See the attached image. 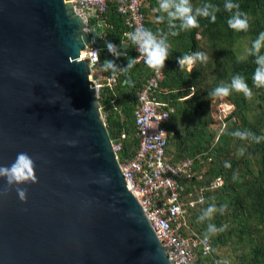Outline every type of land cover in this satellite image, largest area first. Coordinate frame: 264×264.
<instances>
[{
    "label": "water",
    "instance_id": "obj_1",
    "mask_svg": "<svg viewBox=\"0 0 264 264\" xmlns=\"http://www.w3.org/2000/svg\"><path fill=\"white\" fill-rule=\"evenodd\" d=\"M97 36L68 0H0V166L24 152L36 176L0 177V264H170L88 78Z\"/></svg>",
    "mask_w": 264,
    "mask_h": 264
},
{
    "label": "trees",
    "instance_id": "obj_2",
    "mask_svg": "<svg viewBox=\"0 0 264 264\" xmlns=\"http://www.w3.org/2000/svg\"><path fill=\"white\" fill-rule=\"evenodd\" d=\"M189 2L193 14L205 5L218 8L215 21L211 17L197 16L198 27L185 29L179 18L169 15L175 11L174 7L165 10L160 7L161 0H148L154 12H149L150 18L145 22L146 29L168 46L169 55L161 68L162 79L154 93L163 107L170 109L163 124L167 137L165 151L169 154L168 140L172 137L175 154L170 157L171 162L193 158L192 167L198 175L185 183L182 193L183 199L196 197V191L202 197L194 206L183 207L187 225L184 233L206 236L209 240V254L198 256L194 264H218L216 250L221 247L232 253V264H264V109L260 102L264 101V86L257 87L254 83L258 65L256 56L250 54L253 42L264 32V0ZM229 2L239 8L226 10L225 4ZM237 11L247 16L246 31L228 25ZM102 17L110 27L98 30V68L103 77L116 75V78L112 85L101 82L97 100L109 139L114 141L120 132L124 133L116 153L120 161L129 158L137 146L132 112L136 92L149 75V68L146 62L133 61L134 50L130 45L119 44L124 31L123 18L115 12L112 3L107 5ZM242 41L244 49L240 48ZM109 42L113 45L111 51L107 47ZM197 52L207 59L196 60L188 68L186 62L179 67L178 58L183 60ZM259 55H264V46ZM106 60L113 61L115 67L105 65ZM237 75L243 77L251 96L246 97L242 91L234 89L223 96L233 105V110L225 119V128L217 132L208 127L214 120L208 108L210 100L216 97L212 93L218 86L230 85ZM254 103L260 110L258 114L250 109ZM230 118L237 124L230 122ZM236 132L252 135L241 138L234 135ZM254 137L261 139L257 142ZM241 142L245 147L238 149ZM215 177H220L222 182L210 187ZM212 205L217 211L200 220ZM222 205H226L223 212L219 210ZM209 224L222 230L209 233Z\"/></svg>",
    "mask_w": 264,
    "mask_h": 264
},
{
    "label": "built area",
    "instance_id": "obj_3",
    "mask_svg": "<svg viewBox=\"0 0 264 264\" xmlns=\"http://www.w3.org/2000/svg\"><path fill=\"white\" fill-rule=\"evenodd\" d=\"M68 2L83 19L85 26L92 25L97 31L110 27L102 14L107 5L112 3L115 12L123 18L124 31L119 44L130 45L134 50L133 61L145 63L139 45L130 37L137 29H146L145 22L150 18L149 12H154L149 8L148 0H68ZM99 50L100 44L99 46L91 44L84 48L90 78L92 77L90 80L96 90L101 82L112 85L116 78V75L103 77L98 68ZM148 68L149 75L136 92L132 112L137 137L136 149L129 158L118 160L116 153L121 147L123 132H120L114 141L110 140L111 147L126 188L137 200L170 264H194L198 256H206L210 252L206 236L184 233L187 225L183 207L186 204L194 206L202 197L196 191V197L183 199L182 193L185 190V183L198 175L192 167L193 158L173 163L165 151L167 137L163 124L170 109L164 108L154 94L162 79L161 68H152L149 65ZM209 106L221 124L233 110V105L223 96L212 98ZM221 182L220 177H215L209 186L216 187Z\"/></svg>",
    "mask_w": 264,
    "mask_h": 264
},
{
    "label": "clouds",
    "instance_id": "obj_4",
    "mask_svg": "<svg viewBox=\"0 0 264 264\" xmlns=\"http://www.w3.org/2000/svg\"><path fill=\"white\" fill-rule=\"evenodd\" d=\"M160 7L162 9L168 10L170 7H174L175 11L170 12L169 15L173 18H179L182 21V28H192L198 27L197 16L211 17L214 22L215 12L219 9L212 5H205L203 8H197L195 14H193L192 6L189 0H179V3H175V0H161ZM234 8L238 9L237 4L231 2L225 4V9L232 11ZM211 9V11H210ZM229 27L235 30L246 31L249 27L246 14L239 11L234 13V15L228 20ZM134 43L139 45V51L144 55L145 62L152 68H163L166 59L168 58V46L165 44L164 40H157L156 36L147 29H137L130 37ZM264 46V32H261L258 38L253 42L252 49L250 50L251 55L256 56V64L258 67L254 73V83L257 87L264 86V55H259L261 47ZM109 51L112 50L113 45L109 42L107 44ZM207 57L203 53H194L191 56L184 57L183 60L178 58L179 67H182L184 62L193 64L196 60L204 61ZM105 65H112L114 62L111 60H106ZM131 65V64H130ZM107 69V68H106ZM242 91L246 97L251 96V90L248 88L243 77L237 75L233 77L230 85L218 86L214 91L215 96H228L230 90ZM234 135L241 138L252 135L251 133H241L236 132ZM257 142L261 139L260 137H254ZM0 177H4L9 186L20 185L26 182H35L36 176L34 172V161L33 159L24 152L18 153L16 159L10 166H0ZM16 191L21 200L26 199V189L16 188ZM221 212L226 210V205H222L219 209ZM217 211L215 205L209 206L206 211L199 217L200 220H204L206 217H211L213 213ZM222 229H217L215 225L209 224L208 232L216 233Z\"/></svg>",
    "mask_w": 264,
    "mask_h": 264
},
{
    "label": "rangeland",
    "instance_id": "obj_5",
    "mask_svg": "<svg viewBox=\"0 0 264 264\" xmlns=\"http://www.w3.org/2000/svg\"><path fill=\"white\" fill-rule=\"evenodd\" d=\"M244 45H245V42L242 41L240 43V48L244 49ZM190 65L191 64L188 63L187 67H189ZM90 75H91V73L89 72V74H88L89 80L92 78V77L90 78ZM213 98H215V97H213ZM211 100H210V103H211ZM260 102L262 104L261 107L264 109V101H260ZM210 103H209V105H210ZM208 108H209L210 114L212 115V117L214 119L208 124V127L211 128V129L217 130V132H219L223 127L225 128V126H226L225 125V123H226L225 119L227 117L222 120V124H221V122L214 116L212 108H210V106H208ZM250 109H252V112L255 113V114H258L259 111H260L259 108H258L257 103L251 104ZM102 117H103V120H104V116H102ZM230 122H234V124H237V121L234 118H230ZM244 147H245V143L244 142L239 143L238 149L244 148ZM238 149L236 148V150H238ZM167 150H168V153H169L168 155L170 157L175 154V144H174V139L172 137L169 138V140H168ZM233 156H235V154ZM216 254L219 256L218 260L220 262L218 264H232L234 262L232 253L226 247L218 248L216 250Z\"/></svg>",
    "mask_w": 264,
    "mask_h": 264
}]
</instances>
